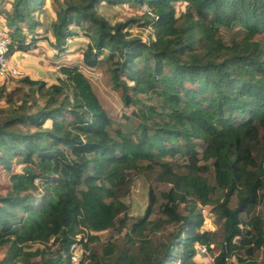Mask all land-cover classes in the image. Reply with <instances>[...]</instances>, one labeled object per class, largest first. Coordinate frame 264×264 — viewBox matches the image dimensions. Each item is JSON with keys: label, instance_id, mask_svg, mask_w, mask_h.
<instances>
[{"label": "trees", "instance_id": "16d2710c", "mask_svg": "<svg viewBox=\"0 0 264 264\" xmlns=\"http://www.w3.org/2000/svg\"><path fill=\"white\" fill-rule=\"evenodd\" d=\"M49 1L50 30L40 17L47 0L0 3L8 56L34 49L49 31L58 55L70 38L86 37L83 64L105 63L133 110L124 115L130 124L113 134L112 117L76 65L59 64L62 77L51 84L23 77L19 101L0 86L7 103L0 107V166L10 176L0 193V246H7L0 264H72L73 244L89 248L98 239L93 232L124 227L123 241L90 251L89 264H205L195 260L197 246L209 247L212 233L200 230L196 208L215 189L223 238L207 264H255L264 250V220L254 213L264 198V0ZM102 3L144 5L141 25L153 37L128 29L139 18L111 23ZM222 29L241 34L227 43ZM178 155L182 171L165 160ZM200 159L211 161L216 186ZM156 169L169 184L161 203L150 189L143 214L129 217L123 197L131 171ZM155 206L163 217L150 218ZM167 227L163 239L154 238ZM35 243L42 247L27 249Z\"/></svg>", "mask_w": 264, "mask_h": 264}, {"label": "rangeland", "instance_id": "374dc122", "mask_svg": "<svg viewBox=\"0 0 264 264\" xmlns=\"http://www.w3.org/2000/svg\"><path fill=\"white\" fill-rule=\"evenodd\" d=\"M1 5L7 7V2L0 1ZM184 3L177 4L176 8L177 13L184 10ZM8 8V7H7ZM100 12L105 15L111 23L116 21H123L133 18H139V24H130L129 30L134 34L139 36L142 40L147 41L149 38L153 37V31L150 26H142V15L146 11V7L133 4H123L116 6H108L105 3L99 7ZM45 9L47 10L46 16L42 15L43 29L50 30L51 23L54 20V14L52 12L51 3L49 0L46 2ZM2 16V14L0 15ZM6 25L5 20L0 17V35L5 32ZM41 28V31L43 30ZM241 33H237L235 30L227 31L222 29V36L227 43H230V40L237 38ZM43 37H48L46 40L41 39L36 43V47L27 52H15L11 57L12 61L16 64L19 74L11 76L5 79L0 80V86L3 85L6 88L5 93L11 94L14 101H19L23 93L27 91V86L21 83L23 77L29 79H41L46 81L48 84L54 83L57 81L58 77L62 75L58 71L59 64H68L76 65L81 71L88 77L91 82L92 88L99 100L102 103V106L108 111L112 117V126L111 132L114 134V130L117 127H124V124H130L125 120L124 115L130 114L133 110V107H126L123 105L119 91L116 90L112 82L110 81V75L107 70V65L105 63H100L96 67H87L83 64L82 61V51L85 48L88 39L83 36H78L70 38L66 44V50L58 55L57 51L53 49L50 44L52 40L51 32L49 31L47 35ZM261 39L260 41H262ZM28 41H31L30 36ZM16 55H18L16 57ZM20 55V56H19ZM48 72H54V75L47 74ZM40 103L42 100L39 101ZM7 103L5 98L0 99V107H6ZM132 122V121H131ZM49 123L47 122V125ZM201 151V149H200ZM165 160H172L175 166V170L182 171L185 160L182 156L178 155L174 159L165 158ZM199 164L205 166L203 168L202 174L207 178L210 185L216 186V181L214 177V170L211 164V161H206L200 159ZM22 165L18 161L14 160L12 165V171L18 172L21 169ZM158 169V168H157ZM157 169L156 170H146L144 172H135L131 171V183L130 190L123 197V200L128 205V216L131 218H136L143 214L144 209L148 202V193L151 189L157 195V205L162 201L160 193L169 188V184L160 182L157 180ZM9 174L6 170L0 166V193H6L10 186ZM216 191L210 195L211 200L207 205H197V212L201 213L203 216V224L200 228L201 231H209L212 233V241L207 247L206 245H198V253L195 256V260L201 263H210L215 254L219 251L220 243L223 238V220L215 212V203L220 198V191ZM264 195V191H263ZM235 199L232 200L231 206L235 205ZM181 213H186L183 206H180ZM255 214L260 215L264 220V198L260 201L259 205L255 208ZM163 217L160 213L158 206L154 207V212L151 214V219H156ZM248 219V217H245ZM130 220H128V225ZM173 227H167L164 230L156 232L154 238L163 239ZM127 228L121 232H118L116 229H106L93 234L98 236V239L91 244L89 248H85L82 243L78 242L72 246V264H89V259L87 255L90 251H95L101 253L103 246L112 240H117L119 242L123 241L125 238V232ZM80 235L78 236L79 239ZM86 238L84 237V240ZM37 247H42L41 244H30L27 246V249L34 250ZM202 247L204 250L201 251ZM7 246H0V259L3 258L6 254ZM37 260L38 258H34ZM33 259V260H34ZM14 263V262H13ZM15 264V263H14ZM20 264V263H16ZM255 264H264V250L260 249L256 253V263Z\"/></svg>", "mask_w": 264, "mask_h": 264}, {"label": "built area", "instance_id": "2783aa9c", "mask_svg": "<svg viewBox=\"0 0 264 264\" xmlns=\"http://www.w3.org/2000/svg\"><path fill=\"white\" fill-rule=\"evenodd\" d=\"M149 9L146 7V11ZM9 38L2 33L0 35V80L19 74L16 64L8 56ZM204 250L202 247L201 251Z\"/></svg>", "mask_w": 264, "mask_h": 264}, {"label": "crops", "instance_id": "0c3cea01", "mask_svg": "<svg viewBox=\"0 0 264 264\" xmlns=\"http://www.w3.org/2000/svg\"><path fill=\"white\" fill-rule=\"evenodd\" d=\"M53 12V11H52ZM46 13H47V10L45 9V12L42 14L44 17L46 16ZM53 14H54V12H53ZM42 15L40 16L41 17V20H42ZM43 22V21H42ZM44 25V24H43ZM44 27V26H43ZM18 52H20L21 53V51H18ZM18 55H16V57H17ZM20 56V55H19ZM47 74H49V75H54V72L52 73V72H48Z\"/></svg>", "mask_w": 264, "mask_h": 264}]
</instances>
